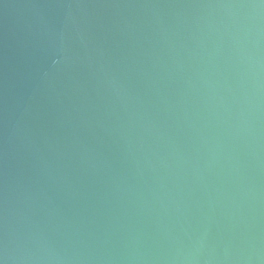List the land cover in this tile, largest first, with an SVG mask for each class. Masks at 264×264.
<instances>
[{"label":"water","instance_id":"obj_1","mask_svg":"<svg viewBox=\"0 0 264 264\" xmlns=\"http://www.w3.org/2000/svg\"><path fill=\"white\" fill-rule=\"evenodd\" d=\"M0 264H264V0H0Z\"/></svg>","mask_w":264,"mask_h":264}]
</instances>
